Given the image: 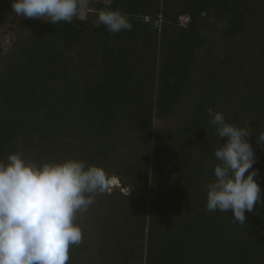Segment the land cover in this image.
<instances>
[{
    "label": "trees",
    "instance_id": "1",
    "mask_svg": "<svg viewBox=\"0 0 264 264\" xmlns=\"http://www.w3.org/2000/svg\"><path fill=\"white\" fill-rule=\"evenodd\" d=\"M13 2L0 0V39ZM100 10L133 29L109 32ZM209 107L252 133L245 176L258 171L264 201V0H108L72 23L25 18L0 60V162L84 160L119 180L78 216L68 264H264V204L243 225L206 210L227 142Z\"/></svg>",
    "mask_w": 264,
    "mask_h": 264
},
{
    "label": "clouds",
    "instance_id": "2",
    "mask_svg": "<svg viewBox=\"0 0 264 264\" xmlns=\"http://www.w3.org/2000/svg\"><path fill=\"white\" fill-rule=\"evenodd\" d=\"M88 0H15L14 13L26 19H43L58 24L79 18ZM98 22L116 34L131 31L133 24L118 10H100ZM210 123L219 139L227 138L215 151L219 163L214 182L207 185L209 212H228L241 225L245 211L252 212L261 200V188L246 173L257 162L252 133L248 128L226 123L225 116L209 107ZM264 145V132L258 135ZM112 179L106 171L84 160L37 164L22 153L10 154L0 162V264H68L70 248L79 246L84 233L77 223L99 194L109 192Z\"/></svg>",
    "mask_w": 264,
    "mask_h": 264
},
{
    "label": "rangeland",
    "instance_id": "3",
    "mask_svg": "<svg viewBox=\"0 0 264 264\" xmlns=\"http://www.w3.org/2000/svg\"><path fill=\"white\" fill-rule=\"evenodd\" d=\"M99 1L107 2L108 0H88L87 6L81 10L80 17L82 19H85L89 12H93L94 11L95 3L99 2ZM24 19L25 18L23 16L15 15L12 18L11 22L2 31L1 39H0V60L10 50L12 44L14 43L16 34H17L18 30L20 29ZM38 20L40 22H45L43 19H38ZM187 21H188L187 17H182L181 18V22H182L183 25H185L187 23ZM111 179H112V185H111V189H110V191L108 193L112 192V190L115 187L118 188L120 186V182H119L118 179H116V178H111ZM115 183H118V184L115 186ZM124 192L128 193V190H125Z\"/></svg>",
    "mask_w": 264,
    "mask_h": 264
},
{
    "label": "water",
    "instance_id": "4",
    "mask_svg": "<svg viewBox=\"0 0 264 264\" xmlns=\"http://www.w3.org/2000/svg\"><path fill=\"white\" fill-rule=\"evenodd\" d=\"M118 183H115V186L117 185Z\"/></svg>",
    "mask_w": 264,
    "mask_h": 264
}]
</instances>
